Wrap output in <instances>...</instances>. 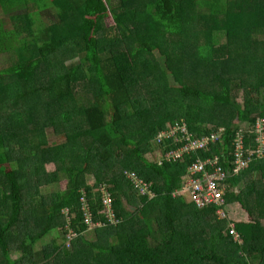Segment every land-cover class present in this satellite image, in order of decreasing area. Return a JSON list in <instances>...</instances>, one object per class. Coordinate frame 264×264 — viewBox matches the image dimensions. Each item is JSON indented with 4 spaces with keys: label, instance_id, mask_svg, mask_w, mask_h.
I'll return each mask as SVG.
<instances>
[{
    "label": "trees",
    "instance_id": "16d2710c",
    "mask_svg": "<svg viewBox=\"0 0 264 264\" xmlns=\"http://www.w3.org/2000/svg\"><path fill=\"white\" fill-rule=\"evenodd\" d=\"M48 11L58 20L41 21ZM67 11L77 13L71 23ZM0 15V56L11 57L0 68V264H264V188L254 182L264 180V159L228 180L227 204L250 220L233 224L241 245L216 207L172 197L196 157L218 156L230 171L233 137L264 118V0H0ZM157 50L160 75L147 58ZM148 83L157 89L141 107L131 91ZM183 124L198 137L225 124L223 141L159 165L169 147L155 136ZM118 168L134 171L155 198L139 195ZM85 173L93 185L85 186ZM45 174L48 198L40 192ZM245 177L250 183L235 193ZM104 184L115 226L103 213ZM82 197L103 227L87 231ZM58 229L61 239L45 243ZM69 231L76 238L67 247Z\"/></svg>",
    "mask_w": 264,
    "mask_h": 264
},
{
    "label": "built area",
    "instance_id": "2783aa9c",
    "mask_svg": "<svg viewBox=\"0 0 264 264\" xmlns=\"http://www.w3.org/2000/svg\"><path fill=\"white\" fill-rule=\"evenodd\" d=\"M243 126L231 142L233 147L232 169L230 171L224 169L218 156L206 159L196 157L188 166L186 174L182 178L181 187L173 193L174 197H187L197 210L208 209L211 206L216 207L218 218H226L225 196L229 187L228 180L239 176L252 164L264 159V118H258L253 126ZM224 135V127H219L208 135L198 137L189 132L185 124L169 126L167 131L159 132L153 140L157 146L166 142L165 147L167 145L169 147L163 156L158 153V164L161 165L163 161L171 164L182 163L186 157L189 158L197 152H206L209 147L221 143ZM123 177L139 195L147 196L149 200L155 198V194L150 190V184L142 181L134 171H125ZM100 192L105 219L108 221V225L115 226L119 221L115 217L112 198L105 184L100 186ZM80 202L87 231L103 227L100 222H93L91 211L84 197ZM64 215L69 216L68 209H65ZM229 227L232 229V235H235L234 225ZM75 238L76 235L69 231L66 235V246L70 247Z\"/></svg>",
    "mask_w": 264,
    "mask_h": 264
},
{
    "label": "rangeland",
    "instance_id": "374dc122",
    "mask_svg": "<svg viewBox=\"0 0 264 264\" xmlns=\"http://www.w3.org/2000/svg\"><path fill=\"white\" fill-rule=\"evenodd\" d=\"M142 10L143 9H139L138 11H142ZM66 13L69 14V18H68L67 22H69V23L73 22L75 20L76 16H77V13H76V15H74V14L71 15L69 11H67ZM51 14L52 15H55L54 11H48L47 13L43 14L40 17L41 21L46 22L47 24H49L54 19V17ZM0 17H1V15H0ZM54 20H58V19L56 18ZM113 25H114L113 21L110 18H108L106 20V26L108 27V29L113 30ZM193 25H195V23ZM139 27L140 28H143V29H146V23L140 24ZM158 30H161V28H158ZM115 38H121V36L117 32H115ZM177 39L178 38H175V37L168 38L167 39V41L169 42V45L168 46L169 47H175L176 44H175L174 41H177ZM119 42H121V41H117V43H119ZM222 42H225V38L224 37L222 39ZM8 56L9 55L0 56V68L1 69L9 66V64L11 62V57H8ZM222 57H228V56L223 55ZM147 58H148L149 61H153V63L158 66V71L156 72L157 75H160L161 72L166 71V67H165V57L162 56L159 53L158 50L155 51V52H153L151 56L148 55ZM224 61L226 62L228 60L227 59H224ZM225 65H227V64H225ZM229 66H232V65H229ZM239 74H241V73H239ZM150 81L153 82L152 76L150 78ZM167 82H168V84H171V86H176V84L174 83V81H173V79H172L171 76L168 77ZM143 84L135 87L131 91L132 97H135V98L136 97H140V99H142L141 102H140L141 103V107L143 106L144 100H146L148 98L149 94L151 92H154L157 89L156 86L151 85L150 83L145 84L146 86H143ZM261 94L264 95V90L261 92ZM144 96H145V99H143ZM242 97H243L242 90L241 91L239 90L238 91V94H237V99H238L239 103H241ZM181 101L183 103V107H185L187 104L190 103V100H182L181 99ZM171 104H172V102H171ZM215 123H218L217 120L215 121ZM219 127H224L225 128V124H222ZM243 127H245V126H243ZM152 155H153V153L146 152L145 157L149 161H153ZM49 161H51L50 158H48L45 161V164H47ZM46 168L48 169L47 171H50L52 169V167H49V166H47ZM122 170L123 169L118 168V173L120 171H122ZM125 171H127V170H123L122 171V176H124ZM114 173L115 172L112 171V173H110L108 175V179H112ZM256 177H258V176H256ZM48 178H49V175L48 174H45V178L42 179L44 182H42V184L40 186L41 195L44 196V197H46V198L50 197L51 193L53 192V187H51V185L48 184V182H46V181H49ZM83 181H85L84 182L85 183V186H89V185L91 186V185H93L95 183V177L93 175H90V174H86L85 173L84 176H83ZM250 181H251L250 180V177H245L243 179V181H240L238 183V186L235 189V193L243 192L245 190L247 184L250 183ZM254 182H255V185H256V188L257 189H263L264 188V180H260L259 177L256 180H254ZM58 186H59V188L61 190H64L65 189V186H66V180L60 179V181L58 182ZM128 201H129L128 202L129 205L133 208L135 204H133L132 197H129ZM135 207H136V205H135ZM225 214H226V218L225 219H219L218 218L220 220L219 221L220 222V225H222V223H221L222 221H228V224H230V225L238 224V223H246V222H249L250 221L249 220V217L246 214V212L237 203H231V204L227 205ZM209 223L212 224L213 221L212 222L210 221ZM261 223L264 226V220H262ZM62 233H63L62 230H59V229L56 230L54 232V234H51V235L45 237L46 238L45 239V243H48L49 241H51V239L52 240L61 239ZM235 235H232L233 236V240L239 242L238 235H236V236ZM206 236L207 237L209 236V230L206 231ZM84 237L88 241H94L96 239V236H95V233L94 232L85 233L84 234ZM65 240H66V235H65ZM239 244L241 245L240 242H239ZM36 248L39 249L40 246L38 245Z\"/></svg>",
    "mask_w": 264,
    "mask_h": 264
},
{
    "label": "crops",
    "instance_id": "0c3cea01",
    "mask_svg": "<svg viewBox=\"0 0 264 264\" xmlns=\"http://www.w3.org/2000/svg\"><path fill=\"white\" fill-rule=\"evenodd\" d=\"M177 190H178V189H177ZM177 190H175V191H177ZM172 197H174L173 194H172ZM184 199L186 200V203H187V204H191V202L189 201L188 198H185V197H184ZM226 203H227V202H226ZM191 205H192V204H191ZM227 205H228V204H227ZM192 206H193V205H192ZM193 207H194V206H193ZM194 208H195V207H194ZM226 208H227V206H226ZM226 208H225V209H226Z\"/></svg>",
    "mask_w": 264,
    "mask_h": 264
}]
</instances>
